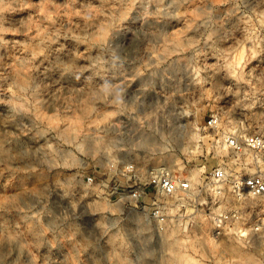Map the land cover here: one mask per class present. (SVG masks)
<instances>
[{"label": "rangeland", "instance_id": "obj_1", "mask_svg": "<svg viewBox=\"0 0 264 264\" xmlns=\"http://www.w3.org/2000/svg\"><path fill=\"white\" fill-rule=\"evenodd\" d=\"M236 132L264 133V0H0V264H264V200L205 189L257 169ZM159 165L194 186L161 224L132 196Z\"/></svg>", "mask_w": 264, "mask_h": 264}, {"label": "built area", "instance_id": "obj_2", "mask_svg": "<svg viewBox=\"0 0 264 264\" xmlns=\"http://www.w3.org/2000/svg\"><path fill=\"white\" fill-rule=\"evenodd\" d=\"M209 126H218L216 118L208 121ZM222 142L236 157V164L243 167L249 160L251 165L257 167L253 173L239 171L233 173L226 166L219 167L211 172V176L205 183V189L221 194L228 190L235 197L242 199L251 196L264 200V133H225ZM122 174L139 178V172L133 161H122ZM146 179V189L135 188L132 196L136 199L150 196L148 216L158 224L165 220L166 201L179 194L192 193L194 186L191 180L166 165H159L150 170ZM238 211L213 215V223L218 234L228 226V222L238 218Z\"/></svg>", "mask_w": 264, "mask_h": 264}]
</instances>
